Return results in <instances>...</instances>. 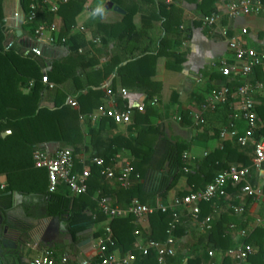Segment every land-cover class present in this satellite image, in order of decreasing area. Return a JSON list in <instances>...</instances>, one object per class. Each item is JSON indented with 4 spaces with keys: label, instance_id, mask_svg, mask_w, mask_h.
Masks as SVG:
<instances>
[{
    "label": "crops",
    "instance_id": "0c3cea01",
    "mask_svg": "<svg viewBox=\"0 0 264 264\" xmlns=\"http://www.w3.org/2000/svg\"><path fill=\"white\" fill-rule=\"evenodd\" d=\"M47 1L48 5H57L58 10L64 4L60 0ZM174 1L181 10V23L174 37H179L182 40L172 51L184 54L185 60L181 69L176 72L167 70L165 68V59L159 57L156 61L152 81L159 83L161 87L159 93L154 95L149 101H146L145 96L139 91L125 89L127 95H120L119 90L121 87L118 81L115 83V96L112 95L110 85L115 80L113 73L100 86L105 92L102 101L107 108L121 109L122 105V107H125L143 103L144 109L149 106V109L154 112V115L149 118V122L161 132V135L157 136L154 141V152L149 163L150 168L144 173L143 178L137 180L142 183V190L146 194V202H143V204L148 206H154L157 203L168 204L172 198L178 197L180 193L191 191V187L186 180V174L181 176L177 183L168 191L165 192V188L161 189L160 187L159 181L164 174V170L156 166L162 164L164 167L166 165L164 152L169 142L173 143L177 140L186 144V150L182 153V156L185 154V159H182L188 171H183L184 173H188L192 168L196 167L197 163L207 153L221 146L222 140L216 136V132L229 121L231 111L237 108L238 99L232 98L226 103V106L221 105L215 111L204 113L205 124L201 127L193 126L189 113L197 111L212 90L225 86V78L230 79L229 82L232 83L230 85L232 89L237 87L235 82L238 81V78L235 75L224 76L214 66L220 61L235 62L227 48L228 41L230 39L238 40L245 47L254 49L257 54L264 55V9L259 14L240 15L229 20L225 16L226 0H218L215 3V8L219 19L214 26H205L201 21L204 16L197 9L199 0H172V2ZM106 2L107 0H86L78 14L73 17L72 10L74 9L70 6H63L59 13L58 10L52 13L48 5L38 8L37 17L39 23L36 27L41 25L47 28L49 25L45 24V18L47 13L51 12L52 24L56 28L55 33L48 31L44 33L38 42L40 53L47 56V69L50 68L54 60L62 62L67 58V48L61 44H52V42H49V37L50 34L56 37L58 29L63 25V21L72 19L73 25L67 36L68 38H77L73 44L70 42L69 46L78 45L76 59L72 65L79 81L84 84L86 82L85 74L93 70V66H87V63L91 65L92 61H97L98 64H94V67H102V64L108 59L114 43V39L110 38V35L106 33L108 31L107 26L120 21L125 14V10L112 1L113 6L120 8L123 13H118L113 9H106ZM135 3V0H121V4L125 8L132 7ZM2 5L4 27L13 29L17 37L22 36L21 25L24 14L19 0H3ZM99 5H102L105 9L104 18H92L90 13ZM139 22V15H135L134 24L139 26ZM159 25V22L154 24L155 28L150 32V38L143 40L140 45L141 48L147 46L151 39L150 48H155L157 40L163 35ZM80 28H83V30H80ZM223 30H226V35H223ZM17 33L19 34L17 35ZM176 37L175 39H177ZM97 38L99 42L94 43ZM100 39H103V41ZM36 41L34 35L32 39H26L25 49L31 48ZM81 64H85V67L82 68ZM63 87L69 93L74 92V85L69 81ZM263 93L264 88L258 89L254 91L252 96H262ZM152 99L157 100L153 106L150 104ZM67 102H75L74 97L71 98L69 96ZM225 107L227 108L225 109ZM73 108H77V106H73ZM179 116L181 117L180 121L176 119ZM79 121L82 130L85 132L88 120L79 119ZM134 122L133 113L129 125H115V129L110 128V135L121 133L126 134L129 138L134 137L133 133H127V127L132 126ZM96 125L98 126V124ZM135 127H146V125L137 124ZM237 127L240 133L245 130L244 123L241 121L237 122ZM5 134L2 133V135ZM86 140H88L87 136ZM37 147L47 154L53 155L57 149L63 146L59 142L50 141L41 143ZM250 154L252 164L253 154L252 152ZM89 155L84 153L83 167L87 165L90 159ZM132 158L128 150L120 149L111 161L116 165L130 164ZM88 165L90 166L91 164ZM20 176H13V180H15L16 184H19L21 190L13 189L12 191L4 192L2 195L8 198L4 200L0 198V217L2 219L0 222V250L2 251L1 258L3 263L28 264L35 257L47 252L52 257H67L68 264H80L82 261H86L88 264H98L96 256L97 238L102 234L104 227L110 224L112 220L128 216L122 213L119 217L109 220L98 206L96 194L99 191L91 197L92 202L86 203L87 205L84 209H82L83 201L73 196L62 184L57 187L53 194H49L47 191V174H45L43 169L38 170L32 167L30 170L25 171L21 181H19ZM7 180V175H0V190L5 189ZM248 180L252 187L262 191L261 196L254 199L245 198L240 200L236 197L239 192V186L230 185L226 198L214 201L215 204L213 203L214 207L218 209L214 218L219 213H225L233 220V224L227 227L230 237L229 248L244 243V239L255 230L261 232L264 247V166L260 169L252 168ZM103 181L107 184L110 191L108 195L104 196L108 198L111 206L118 207L123 211L132 199H136H130L125 192H119L121 188L116 181H106L104 179ZM135 182L133 181L131 186ZM241 202L244 204V213L236 216L232 213L230 206ZM178 213L180 215L178 229L181 234L179 237H174V254L171 256L173 261L168 262V257H166L164 264H187L188 260L197 257L206 261L208 251L216 250L217 253L224 251L211 248L210 244H208L207 231L202 229L199 222L191 219L188 209L179 208ZM87 216H91V223H89ZM131 223L134 236L133 249H135L134 243L144 244L152 240L149 239L151 222L148 216L142 220L133 219ZM231 225H233L232 229L230 228ZM156 228L157 226L153 225V229L156 230ZM255 244L253 241L251 245L253 252H256L257 249ZM112 252L116 255H122L132 251L126 250L122 252L115 247ZM132 253L137 258L138 251ZM216 258L223 264L224 259L221 254ZM246 264L249 263L247 262Z\"/></svg>",
    "mask_w": 264,
    "mask_h": 264
},
{
    "label": "trees",
    "instance_id": "16d2710c",
    "mask_svg": "<svg viewBox=\"0 0 264 264\" xmlns=\"http://www.w3.org/2000/svg\"><path fill=\"white\" fill-rule=\"evenodd\" d=\"M111 1L122 7L125 14L120 21L107 26L106 33L114 39L113 49L110 50V55L102 67H94V64H98L97 61H92L91 65L87 63V66H93V70L91 69L90 73L85 74L86 82L83 84L79 81L72 65L76 59L78 45L69 46L70 42L73 44L77 38H68L67 36L73 25V19L63 21L62 27L58 29L57 40L54 37L55 42L52 43L65 46L68 51L67 58L62 62L54 60L50 68L47 69L45 54L40 53L38 57L23 54L26 39L33 38V31L39 23L37 11L39 7H44L42 0H19L24 14L21 25L24 35L22 34L20 37L16 36L13 29L4 27L3 0H0V175L5 174L8 177L5 189L0 190L2 200L8 198L2 195L4 192L13 189L21 190L19 184L13 180V176L21 175L19 178L21 181L25 171L33 167L32 152L34 149L38 148L39 144L50 141L59 142L63 147L72 151L74 171L76 172L82 170L84 153L90 154L89 158L100 157L108 164L120 149L128 150L132 155L130 165L140 178H143L144 173L150 168L154 141L157 136L161 135V132L149 122V118L154 115L149 106L142 113L134 112L135 122L132 126L127 127V133L134 134V137L131 138L121 133H114L111 136L110 128L115 129L116 126L108 119H101L97 123L98 126L88 121L84 132L79 117L80 115L86 117L89 114L98 113L105 107L102 101L105 92L100 86L111 73L115 75V80L110 85L111 93L114 96L116 81L123 89L139 91L145 96L146 101L159 93L160 84L152 81L157 59L163 57L165 68L174 72L181 69L185 60L182 52L172 51L182 40L179 37L175 36L177 39L174 37L181 23V10L175 1L167 3L166 0H135L136 3L129 8L123 7L121 0ZM217 1L199 0L197 9L203 16L216 14L215 3ZM261 1L264 3V0ZM85 2L86 0H68L67 3L61 5L58 13L61 12L63 6H70L74 9L72 10L73 17L78 14ZM31 4L35 5L36 14L35 19L28 22L27 16ZM135 15L140 17L139 26L134 24ZM156 22H159V29L163 35L157 40L154 49L150 48L152 39L147 46L141 48L143 40L150 38V32L155 28ZM45 24L47 26L52 24L51 12L47 13ZM27 34L29 37L26 36ZM61 38H65L64 43H61ZM100 40L103 41V39ZM9 42L13 43V47L5 50V46ZM34 46H38V43L34 42L32 47ZM79 57L81 58V56ZM81 67L84 68L85 64H81ZM44 75L50 83L54 84L53 88H49L41 82ZM229 80L225 78V86L231 88L232 83ZM67 81L74 85V92L69 93L64 89L63 86ZM247 82L252 85L261 83L264 88V69L261 66L253 67L247 77ZM238 84H240L239 81L235 82V86ZM69 96L74 97L73 104L67 102ZM252 98L257 123L254 137L258 139L264 137V93L262 96H252ZM226 105L223 104V106ZM73 106H77V108H73ZM122 106L121 108H124ZM135 124H144L146 127H135ZM2 133L6 134L2 135ZM86 136L88 140H86ZM216 136H218V131ZM185 150L186 144L177 140L173 143L169 142L165 147L164 161H166V165L164 167L162 164L156 166L164 170L159 184L161 189L165 188V192L171 189L185 174L191 191H196L203 189L219 172L233 164L239 167H247L251 164L252 147L241 148L235 142L227 139L221 142L219 148L207 153L196 167L188 173H184L183 168L186 165L182 159V153ZM87 184V193L77 196L83 201L82 209L92 202L91 197L97 191H99L97 194L102 196L108 195L110 192L95 167H91V176ZM229 189L230 185L227 186L226 191L228 192ZM119 192H125L130 199L136 198L142 203L146 202L142 183L138 181L127 189L121 188ZM187 193L182 192L178 196ZM213 203L215 204V202L200 204V220L211 213L214 207ZM87 218L91 223V216H87ZM148 218L151 222L149 239L163 241L167 237L169 215L155 212L148 215ZM133 219L132 216L116 218L109 224L114 239L110 251L117 247L122 252L126 250L137 252L133 249L134 236L131 223ZM232 222V218L225 213H219L213 219L211 229L207 231L208 244L212 249L225 251L230 247L227 227L233 224ZM153 225L157 226L156 230L153 229ZM178 228L179 225L174 230L173 237L180 236L181 232ZM253 241L256 243L257 249L248 257L247 262L249 264H264L263 240L259 230L253 231L243 242L252 245ZM170 261H173V257H168V262ZM202 261L204 260L197 257L188 260L187 264H199ZM230 263L229 258H224L223 264ZM134 264L159 263L155 252L151 250L145 256L138 252Z\"/></svg>",
    "mask_w": 264,
    "mask_h": 264
},
{
    "label": "built area",
    "instance_id": "2783aa9c",
    "mask_svg": "<svg viewBox=\"0 0 264 264\" xmlns=\"http://www.w3.org/2000/svg\"><path fill=\"white\" fill-rule=\"evenodd\" d=\"M61 3H67L68 0H60ZM172 0H167V3ZM47 0H42V5L47 6ZM49 10L52 13L57 12V5H48ZM264 9V3L261 0H226L225 3V16L231 20L240 15H252L259 14ZM35 5L31 4L29 7V13L27 21L32 22L35 19ZM16 16V15H15ZM219 19L218 14L202 17V24L205 26H214ZM83 30V28H80ZM55 33L56 28L53 24L47 28L39 25L34 31L33 35L36 42L42 38L46 32ZM226 30H223V35H226ZM55 37V36H54ZM53 36L49 37V42H55ZM57 40V38H56ZM61 43L65 42V38H61ZM99 42V39H95L94 43ZM13 43L9 42L5 46V50L11 49ZM227 48L231 52L234 63H227L220 61L214 66L218 69L219 73L224 76L235 75L238 78L240 84L235 89L223 86L218 89H214L202 102L197 111L189 113V117L194 127H201L205 124L204 113L212 112L223 104L228 103L232 98L238 99V105L235 110H232L229 115V121L220 127L218 131V137L220 140H231L235 142L241 148L252 147V164L247 167H239L236 164L231 165L226 170L219 172L213 180L208 183L203 189L196 191H190L185 195L172 198L168 204L157 203L154 206H148L141 203L137 199H132L125 210H121L118 207L111 206L108 198L97 194V203L101 212L110 220L115 217H119L122 213L127 216H132L135 220H142L144 217L151 215L155 212L169 215V221L167 222V237L163 241L150 240L147 243L140 244L134 243V248L145 256L151 250L156 254L159 264H164L166 257H171L174 254V237L173 232L180 223V215L178 213L179 208L188 209L190 217L195 222H199L202 229L209 231L211 229V223L214 216L217 214L218 209L213 207L211 213L206 215L204 219L200 220V204L211 203L216 200L226 198L228 185L239 186V192L236 197L240 200L245 198H257L262 195L260 189H255L249 183V176L251 169H260L264 166V137L256 139L254 137L256 130V114L254 113V102L252 94L255 90L262 89L261 83L254 85L247 82V77L250 75L253 67L261 66L264 69V55H259L254 49L245 47L240 41L230 39L227 43ZM24 55H30L33 57L40 56V49L38 46L25 49ZM41 82L46 84L49 88H53L54 84L50 83L47 77L44 75L41 78ZM119 94L122 96L127 95V91L123 88L119 90ZM156 99L150 101L151 106L155 105ZM73 104V103H72ZM143 103H136L133 106H127L121 109L118 108H103L98 113L89 114L86 117L80 115L79 119H87L91 123H96L101 119L111 120L115 125H129L131 123L132 115L135 111H144ZM178 121L181 117L176 118ZM244 123L245 130L239 132L237 122ZM185 159V154L182 156ZM33 167L36 169H43L46 171L48 179L47 191L49 194H53L57 187L62 184L73 196H79L87 193L88 184L87 181L91 176V167H95L99 176L106 181H116L117 185L122 189H127L131 186L133 181L139 180L140 176L136 173L129 163L116 165L113 161L106 164L100 157H92L88 160L85 167L80 172L74 171V160L72 151L69 148L62 147L57 149L53 155H49L40 148H35L32 152ZM184 172H187V168H183ZM230 209L236 216H240L244 213V204L241 202L236 205H231ZM233 228V225L230 226ZM114 244L112 237V231L110 225H106L102 234L97 238V259L98 264H132L136 256L132 252H127L122 255H116L110 251V247ZM253 253V249L249 244H238L235 247L229 248L225 251L217 253L216 250H210L207 252L206 261H202L199 264H221L217 260V256L221 254L224 258L231 260L230 264H246L248 257ZM264 262V257H263ZM28 264H68L67 257H52L49 253L45 252L34 259ZM80 264H88L86 261H82Z\"/></svg>",
    "mask_w": 264,
    "mask_h": 264
},
{
    "label": "clouds",
    "instance_id": "9594fccd",
    "mask_svg": "<svg viewBox=\"0 0 264 264\" xmlns=\"http://www.w3.org/2000/svg\"><path fill=\"white\" fill-rule=\"evenodd\" d=\"M90 16L92 18H104L105 16V9L102 5L97 6L91 13Z\"/></svg>",
    "mask_w": 264,
    "mask_h": 264
},
{
    "label": "water",
    "instance_id": "95a60500",
    "mask_svg": "<svg viewBox=\"0 0 264 264\" xmlns=\"http://www.w3.org/2000/svg\"><path fill=\"white\" fill-rule=\"evenodd\" d=\"M106 9H113L114 11L118 12V13H123V11L118 8L117 6H113V3L110 0H107L106 5H105ZM19 33H17L18 35ZM2 221L1 217H0V222ZM1 253L2 251L0 250V264H4L1 258Z\"/></svg>",
    "mask_w": 264,
    "mask_h": 264
},
{
    "label": "rangeland",
    "instance_id": "374dc122",
    "mask_svg": "<svg viewBox=\"0 0 264 264\" xmlns=\"http://www.w3.org/2000/svg\"><path fill=\"white\" fill-rule=\"evenodd\" d=\"M98 122H99V121H97L95 124H97ZM167 193H168V192H167ZM167 193H166V194H167ZM149 206H150V205H149ZM135 260H136V259H135ZM134 262H135V261H134Z\"/></svg>",
    "mask_w": 264,
    "mask_h": 264
}]
</instances>
